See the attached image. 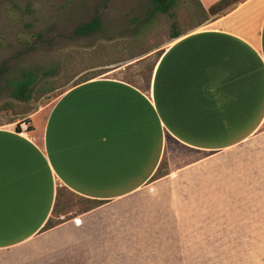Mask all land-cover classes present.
<instances>
[{
    "label": "rangeland",
    "instance_id": "rangeland-1",
    "mask_svg": "<svg viewBox=\"0 0 264 264\" xmlns=\"http://www.w3.org/2000/svg\"><path fill=\"white\" fill-rule=\"evenodd\" d=\"M151 1L0 0V127L15 120L20 131L33 126L40 132L55 90L106 71L145 90L173 43L171 20L151 16ZM199 4L203 8L201 0L179 1L180 28L192 32L209 23ZM96 16V33L75 35ZM27 73L36 82L31 101L22 103L10 83ZM204 156L168 144L159 173L164 181L88 217L82 212L91 204L63 192L59 213L71 211L59 219L69 223L66 230L27 250L0 253V264L46 255L58 264H264V135L200 163ZM96 227L104 239H84Z\"/></svg>",
    "mask_w": 264,
    "mask_h": 264
},
{
    "label": "crops",
    "instance_id": "crops-1",
    "mask_svg": "<svg viewBox=\"0 0 264 264\" xmlns=\"http://www.w3.org/2000/svg\"><path fill=\"white\" fill-rule=\"evenodd\" d=\"M219 1L201 0L206 12ZM209 17L168 45L145 90L106 71L55 90L40 132L0 127V253L65 231L63 192L104 203L84 218L164 181L152 180L170 143L203 163L264 135V0ZM50 219L56 227L43 232ZM86 233L104 239L97 227ZM39 258L21 264L59 262Z\"/></svg>",
    "mask_w": 264,
    "mask_h": 264
},
{
    "label": "trees",
    "instance_id": "trees-1",
    "mask_svg": "<svg viewBox=\"0 0 264 264\" xmlns=\"http://www.w3.org/2000/svg\"><path fill=\"white\" fill-rule=\"evenodd\" d=\"M180 0H152L151 1V16H166L171 20V30L172 34L169 37L170 40H175L178 39L182 36H184L188 30H184L180 28L178 22H177V17H176V9L178 7V3ZM242 0H221L218 3H216L214 6H212L208 12H205V10L200 6L201 12L204 16H215L227 8L237 5L240 3ZM207 19L204 20L206 22ZM203 22V23H204ZM101 23L99 16H96L94 19H92L89 23H85L78 27L75 30V35L76 36H88L93 33H96L100 29ZM35 76L33 73H27L23 75L22 79L17 81V82H12L10 83V87L12 89V97L22 103H28L32 99V87L35 84ZM15 120H10L8 122V125L14 124ZM30 123V122H27ZM30 130L31 127L29 128ZM16 131L20 132L18 126L16 127ZM160 170L155 175V178L152 180L157 181L159 180L163 175L159 177ZM102 202H92L89 208H87V212L91 211L93 209H96L100 206H102ZM57 209V208H56ZM56 209L54 210V214L56 213ZM57 214V213H56ZM57 224H55L51 219L47 222L45 225L43 232H47L53 228L56 227ZM177 239V238H175ZM178 241V239H177ZM177 241H174L173 243H176Z\"/></svg>",
    "mask_w": 264,
    "mask_h": 264
}]
</instances>
